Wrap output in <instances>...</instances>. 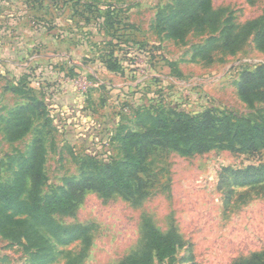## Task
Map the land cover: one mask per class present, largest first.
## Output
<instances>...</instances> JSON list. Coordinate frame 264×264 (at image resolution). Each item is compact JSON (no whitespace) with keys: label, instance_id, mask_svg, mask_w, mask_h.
I'll list each match as a JSON object with an SVG mask.
<instances>
[{"label":"rangeland","instance_id":"1","mask_svg":"<svg viewBox=\"0 0 264 264\" xmlns=\"http://www.w3.org/2000/svg\"><path fill=\"white\" fill-rule=\"evenodd\" d=\"M200 1L188 0L192 19L178 18L191 24L177 39L165 19L180 0H0V184L29 199L32 178L21 182L18 173L41 140L38 193H63L70 182L96 174L91 158L100 165L123 159L119 128L133 125L140 109L264 116L262 103L251 108L238 95L242 74L264 64V37L256 38L264 34V0L195 5ZM108 9L120 22L114 29ZM200 47L210 49L213 62L193 58ZM113 51L123 74L105 67ZM29 104L30 132L8 143L9 111ZM145 166L141 199L88 192L72 213L53 215L64 228H88L89 241L44 228L32 238H45L29 241L21 235L26 228L0 227V264H120L147 251L148 226L176 232L183 242L176 256L161 261L154 253L150 264H236L264 251V148L191 156L152 148Z\"/></svg>","mask_w":264,"mask_h":264},{"label":"trees","instance_id":"2","mask_svg":"<svg viewBox=\"0 0 264 264\" xmlns=\"http://www.w3.org/2000/svg\"><path fill=\"white\" fill-rule=\"evenodd\" d=\"M206 0L196 2L205 3ZM90 14L95 11L93 6L85 4ZM188 8V0H180L176 10L165 21L170 22L169 28L172 36L177 39L184 37L190 25L183 23L186 13L191 14ZM116 9H108L106 16L111 29L116 24ZM193 14L190 15L192 19ZM190 21V20H189ZM124 28H133V25L125 24ZM118 30H116L117 32ZM225 46L230 45V29ZM118 37V36H116ZM263 30L258 33L257 41L263 43ZM117 39V38H116ZM118 40V39H117ZM135 41V40H134ZM127 43L131 44V41ZM127 44L126 46H129ZM144 46V45H141ZM115 51L109 55V60L104 62L107 71L112 73H124L119 59L114 56ZM194 59H201L208 63L213 62L210 49L206 47L197 48L193 54ZM77 72L72 71V77ZM11 92L21 94L17 88H10ZM240 99L251 108L255 103L264 105V64L259 65L255 71H245L242 74L238 87ZM32 101H36L32 99ZM44 107L42 102H38V107ZM35 108L34 105L20 106L13 112L9 111V119L6 121L5 139L8 143L17 142L23 139L31 130V119L26 115ZM11 116V118H10ZM4 133V134H5ZM121 141V153L123 159L113 160L108 164L100 165L91 158L89 168H93L96 174L83 178L81 181L70 182L68 190L63 193H55L47 198L40 197L37 185L44 180L40 164L43 161V151L40 141L36 142L30 160L25 162L18 173L19 181L23 182L27 176L32 178V192L26 201L18 200L19 194L14 185L0 184V227L6 229L7 226H19L26 228L21 233L29 241H39L33 239L35 234L40 233V228H44L45 234H54L59 237L61 234L72 232L76 235H86L89 229L82 226L64 228L53 218L56 213L73 212L78 202L88 192H95L103 198H110L113 195H121L126 198L141 199L144 195V185L138 174L146 171V160L152 148H162L173 150L183 156H191L195 153L210 152L212 150H230L242 153H257L264 148V116L258 118L237 117L226 113L206 111L202 114L191 115L185 112H158L137 110V118L133 125H121L119 128ZM87 166V165H86ZM240 178H247L245 174L238 173ZM136 182L140 183L136 186ZM16 210L27 219L15 221L13 215L7 211ZM31 231V232H30ZM149 243L147 251L142 256L125 259L120 264H150L155 253L159 260H165L176 256L178 250L183 246V242L176 232L161 234L153 226H148ZM236 264H264V251L253 254L249 259Z\"/></svg>","mask_w":264,"mask_h":264}]
</instances>
